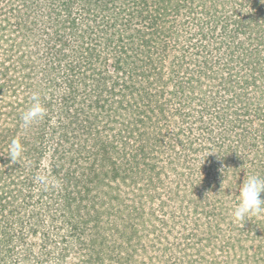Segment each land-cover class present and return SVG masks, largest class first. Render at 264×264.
<instances>
[{"label":"trees","instance_id":"1","mask_svg":"<svg viewBox=\"0 0 264 264\" xmlns=\"http://www.w3.org/2000/svg\"><path fill=\"white\" fill-rule=\"evenodd\" d=\"M89 1L0 0V264H264V211L232 216L264 177V11ZM33 92L47 114L25 128Z\"/></svg>","mask_w":264,"mask_h":264},{"label":"clouds","instance_id":"2","mask_svg":"<svg viewBox=\"0 0 264 264\" xmlns=\"http://www.w3.org/2000/svg\"><path fill=\"white\" fill-rule=\"evenodd\" d=\"M46 114V108L41 102L39 93L33 92L31 96V103L22 112L20 118L23 121L24 127L28 128L33 123L42 120ZM23 151L24 149L21 142L18 139H13L9 145L8 157L13 163H16L21 157ZM210 153H208V155ZM34 181L45 189L51 183L46 174L35 175ZM237 187V203L233 208L232 216L242 226L243 223L249 219V217L264 211V197L261 196V193H264V177L257 174H250L242 182H240Z\"/></svg>","mask_w":264,"mask_h":264},{"label":"rangeland","instance_id":"3","mask_svg":"<svg viewBox=\"0 0 264 264\" xmlns=\"http://www.w3.org/2000/svg\"><path fill=\"white\" fill-rule=\"evenodd\" d=\"M89 1V0H88ZM191 1V3H192V0H190ZM190 1H189V3H190ZM258 2V4H259V6H260V8H251L252 7V5H253V3L254 2ZM90 2V1H89ZM242 2L244 3V4H248L249 6H250V10H252L253 11V13H254V15L256 14H258V13H260V12H262V11H264V0H242ZM128 4H133L132 2H128ZM114 4L113 5H111V7H112V10L114 9ZM109 7H110V5H109ZM261 9V10H260ZM134 10L135 9H133L132 8V6L131 7H126V19L127 18H130V16L132 15V14H134L135 15V13H133L134 12ZM199 10V9H198ZM105 11H106V9H105ZM218 13V12H217ZM189 17V15H187V14H185V15H183L182 13H180V15L179 16H177V18H176V20H178V23H182L183 21H182V19L184 18V23H185V29L183 30V32H185V33H187V36L190 34V31H192V22L190 21V19L188 18ZM108 17L106 16V14L104 13L103 14V12L102 11H100L98 14H97V16H96V20L95 21H93V25L95 26H97V29H98V27H102L101 25H102V23H104L106 20H108V22H111V24H112V26H111V29L113 28V30H116L115 32H116V34H115V36H118L117 34H118V32H119V29H121L120 27H119V23H120V21H118V19H120V18H118L116 21H115V23H114V21L112 20V19H107ZM189 20V21H188ZM222 21H224V20H222ZM222 21H220V22H218V26H219V28L222 26V24H223V22ZM130 24L131 25H134V26H137V27H139V28H142L143 26H141L140 27V25L142 24L141 22H139L138 21V17H136V15L135 16H132V19L130 20ZM91 25V26H90ZM90 25H87V27H88V29H89V26H90V28H93L92 26V24H90ZM107 26H108V23L106 24V25H104V27L105 28H107ZM110 28V27H109ZM93 30V29H92ZM143 30H145V28H143ZM91 42V41H90ZM185 42H187V41H185ZM192 42H195L194 41V39H191L190 40V45L192 44ZM187 44H188V42H187ZM180 47H176V46H174V49L172 50V51H170V53H169V55H167L164 59H163V61H162V63H163V65H164V67H165V69L166 70H170V69H172V67H174L173 65H172V63L170 62V60H171V56H172V54H173V56H176V54H180V52H182L183 50H184V48L182 47V44L181 45H179ZM101 51L102 52H104L106 55H107V60L109 61V63L108 64H110V66H109V68L112 70V62H113V60H114V56H113V49L112 48H108L107 49V47H105V46H103V45H101ZM174 51L176 52V53H174ZM175 54V55H174ZM180 79H182L183 81H184V76H182L181 74H180ZM166 97V95L163 97V98H165ZM174 102L172 103V105H171V109L173 110V107H174ZM192 105H193V107H194V104L192 103ZM190 110V105H188V106H186V109H184V110ZM170 125V124H169ZM184 127H186V123H184V124H182ZM171 127L173 126V123L170 125ZM180 126V125H179ZM166 132H167V134L169 133L168 132V130L167 131H165V133L164 134H166ZM170 135H171V132H170Z\"/></svg>","mask_w":264,"mask_h":264}]
</instances>
